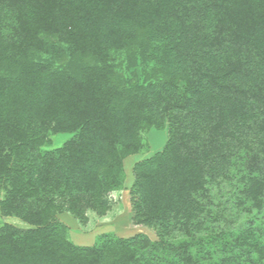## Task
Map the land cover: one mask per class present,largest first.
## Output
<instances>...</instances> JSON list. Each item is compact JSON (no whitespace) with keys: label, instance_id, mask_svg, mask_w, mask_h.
I'll use <instances>...</instances> for the list:
<instances>
[{"label":"trees","instance_id":"trees-1","mask_svg":"<svg viewBox=\"0 0 264 264\" xmlns=\"http://www.w3.org/2000/svg\"><path fill=\"white\" fill-rule=\"evenodd\" d=\"M150 126L132 201L156 238L74 244L58 214L104 215ZM0 196L31 226L0 228V264H264V0H0Z\"/></svg>","mask_w":264,"mask_h":264},{"label":"rangeland","instance_id":"rangeland-1","mask_svg":"<svg viewBox=\"0 0 264 264\" xmlns=\"http://www.w3.org/2000/svg\"><path fill=\"white\" fill-rule=\"evenodd\" d=\"M140 133L142 149L138 153L131 154L124 159V177L122 185L119 188L113 189L109 192L108 199L110 209L104 215H100L93 210H88V221L86 223H82L74 214L68 211L58 214L59 220L68 226V238L74 244L82 246L93 245L103 234H114L119 237H130L137 233H143L149 235L152 239L156 238L153 228L144 224H136L134 222L132 190L136 180V164L163 150L169 138V132L167 128L158 129L154 126H150L142 129ZM72 136L73 133L71 132L51 133L49 135V142L44 147L47 149H55L65 143ZM222 186L224 185L222 184ZM226 189L227 188L220 189L219 187H215L213 190L214 195H217V198L220 200L221 204L225 200L221 196L227 191ZM225 203L226 211L228 216H230L229 218L234 219V221L237 219L242 221L245 212L242 210L238 213H235L232 209H230L232 207H230L229 200H225ZM217 214L218 212L213 213L209 217L208 221L212 223L211 225H214L213 223L216 220ZM6 224H11L24 229L31 227L18 216L3 214L0 208V228Z\"/></svg>","mask_w":264,"mask_h":264}]
</instances>
